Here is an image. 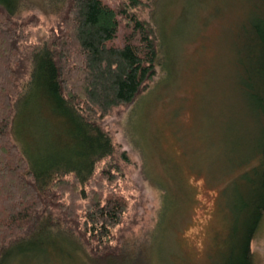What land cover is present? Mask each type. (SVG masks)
<instances>
[{
  "label": "rangeland",
  "instance_id": "obj_1",
  "mask_svg": "<svg viewBox=\"0 0 264 264\" xmlns=\"http://www.w3.org/2000/svg\"><path fill=\"white\" fill-rule=\"evenodd\" d=\"M6 1L0 0L13 19L26 21L27 55L58 30L66 3ZM154 2L141 0L132 10L158 31L156 73L134 101L98 121L113 152L96 161L90 178L117 164L120 171L111 186L127 198L120 223L111 229L110 247L99 252L117 253L123 243L143 244L138 264H222L233 238L228 199L239 183L237 159L250 149H261V154L264 146V114L241 85L237 63V41L252 0H159L156 10ZM124 25L115 42H120ZM23 62L27 68L28 60ZM24 99V111L12 119V139L21 138L18 146L30 150L38 171L60 161L72 170L64 176L72 178L86 156L72 109L52 103L41 82H31ZM35 100L40 104L37 116ZM14 123L20 124L18 131ZM251 163L248 157L243 164ZM90 178L80 186L87 188ZM51 211L55 224L68 228L60 211ZM46 236L24 237L0 264L11 256L17 258L9 264H88L82 250L63 246L53 234ZM249 247L253 264H264V211ZM22 252L28 253L25 259L18 258Z\"/></svg>",
  "mask_w": 264,
  "mask_h": 264
},
{
  "label": "trees",
  "instance_id": "obj_2",
  "mask_svg": "<svg viewBox=\"0 0 264 264\" xmlns=\"http://www.w3.org/2000/svg\"><path fill=\"white\" fill-rule=\"evenodd\" d=\"M65 1L58 30L28 55L26 21L13 19L0 2V262L24 237L47 233L44 238L53 234L63 246L82 250L88 264H138L143 244L129 247L123 243L116 247L117 253L99 252L110 247L111 229L120 223L127 207L123 192L111 186L120 167L113 163L90 176L96 161L113 152L110 136L98 121L113 108L130 104L147 88L156 73L158 31L153 22L132 10L141 0H116L113 5L104 0ZM158 2H154L155 10ZM122 22L121 40L115 42ZM237 51L240 83L264 114V0H252ZM24 58L29 62L27 68ZM25 73L26 78L20 81ZM33 81L47 88L52 103L71 108L75 121L81 124L80 141L86 156L76 164L72 178L64 176L72 170L60 161L47 171H38L30 150L22 151L18 146H22L21 138L16 133L18 140L11 137L12 119L24 111V97ZM39 100L33 101L35 116L40 114ZM18 126L14 123L13 128L18 131ZM260 150L250 149L237 159L239 183L228 199L233 238L229 250L222 254V264H253L249 244L264 211V158ZM248 157L252 163L245 167ZM89 178L87 188L80 186ZM52 207L60 211L68 228L55 224ZM94 252H98L97 258ZM27 254L22 252L18 258L25 259ZM16 258L11 256L5 262Z\"/></svg>",
  "mask_w": 264,
  "mask_h": 264
},
{
  "label": "water",
  "instance_id": "obj_3",
  "mask_svg": "<svg viewBox=\"0 0 264 264\" xmlns=\"http://www.w3.org/2000/svg\"><path fill=\"white\" fill-rule=\"evenodd\" d=\"M261 154H262V156H263V158H264V146H263V148H262Z\"/></svg>",
  "mask_w": 264,
  "mask_h": 264
},
{
  "label": "bare ground",
  "instance_id": "obj_4",
  "mask_svg": "<svg viewBox=\"0 0 264 264\" xmlns=\"http://www.w3.org/2000/svg\"><path fill=\"white\" fill-rule=\"evenodd\" d=\"M1 9H2V7H1ZM4 11V10H3ZM263 157V156H262Z\"/></svg>",
  "mask_w": 264,
  "mask_h": 264
}]
</instances>
